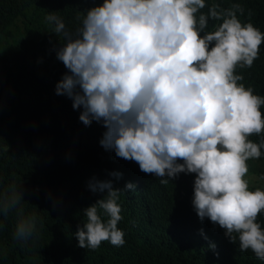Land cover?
<instances>
[{
  "label": "clouds",
  "instance_id": "1",
  "mask_svg": "<svg viewBox=\"0 0 264 264\" xmlns=\"http://www.w3.org/2000/svg\"><path fill=\"white\" fill-rule=\"evenodd\" d=\"M244 14L240 3L224 7L216 0H103L77 17L74 31L54 12L45 20L64 41L55 52L67 71L55 94L72 100L85 126H103L100 145L161 184L194 174L191 204L201 223L207 218L231 243L238 240L241 252L251 249L264 260L258 221L264 188L250 190L246 178L247 162L264 156V96L246 87L236 71L259 59L264 33L251 22L250 10L242 22ZM253 135L259 142L249 139ZM87 188L101 198L83 209L77 246H123L119 201L135 185L121 189L93 177ZM13 193H0V230L23 199L22 192ZM38 223L36 216L21 214L13 239L37 237ZM209 248L215 250V243Z\"/></svg>",
  "mask_w": 264,
  "mask_h": 264
},
{
  "label": "trees",
  "instance_id": "2",
  "mask_svg": "<svg viewBox=\"0 0 264 264\" xmlns=\"http://www.w3.org/2000/svg\"><path fill=\"white\" fill-rule=\"evenodd\" d=\"M102 2L0 0V193L5 198L13 189L23 193L0 230V264H264L251 249L241 252L239 241L231 243L218 225L214 228L207 218L201 223L191 204L194 174L181 173L161 184L136 162L106 151L99 143L103 126L95 121L85 126L72 100L55 94L56 83L67 71L55 52L64 41L45 16L54 12L74 31L80 24L77 17ZM216 2L224 7L240 3L245 9L240 20L248 22L250 10L251 22L264 33V0ZM18 20L24 30L6 39ZM236 71L244 76L246 87L264 96V43L253 66ZM261 112L264 115V106ZM249 139L259 142L256 135ZM247 163L250 190L264 188V156ZM112 172L123 175L117 179L109 175ZM93 177L110 179L121 189L127 182L135 185L119 201L123 219L118 227L125 232L121 247L108 241L96 250L77 246L74 233L86 221L83 209L101 198L87 188ZM21 214L39 221L37 237L26 243L13 239ZM258 221L264 228V213Z\"/></svg>",
  "mask_w": 264,
  "mask_h": 264
},
{
  "label": "rangeland",
  "instance_id": "3",
  "mask_svg": "<svg viewBox=\"0 0 264 264\" xmlns=\"http://www.w3.org/2000/svg\"><path fill=\"white\" fill-rule=\"evenodd\" d=\"M24 27H23V23L21 20H18L16 22V25L12 26L6 33H5V38L6 39H11L12 37H14L17 34V31H23ZM253 175V174H250ZM190 187L193 188V182L189 183Z\"/></svg>",
  "mask_w": 264,
  "mask_h": 264
}]
</instances>
